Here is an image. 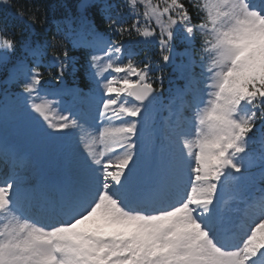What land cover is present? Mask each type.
Returning <instances> with one entry per match:
<instances>
[{
  "label": "rangeland",
  "instance_id": "rangeland-1",
  "mask_svg": "<svg viewBox=\"0 0 264 264\" xmlns=\"http://www.w3.org/2000/svg\"><path fill=\"white\" fill-rule=\"evenodd\" d=\"M174 19L182 26L184 49L175 57V71L183 86L174 87L160 122L162 140L152 134L154 145L145 157L150 162L161 153L166 162L155 187L145 190L153 202L154 194L165 189L151 213L137 212L126 201L137 198L142 189L141 143L134 147L135 156L125 160L114 151L125 135L140 131L136 117L123 116L116 124L101 118L104 93L114 80V59L108 51L96 49L89 60L95 95L74 86L69 102H62L64 89L56 94L50 90L53 95L47 98L33 69L20 71L25 61L0 84L1 153L14 155L9 162L0 159V264H101L91 246L127 239L133 246L142 238L152 244L155 258L171 264H264V201L251 206V200L264 195V144L241 139L244 128L255 124L250 108L255 94L246 85V71L251 64L264 76V0H199L197 25L189 23L181 9ZM83 38L78 35V41ZM196 41L210 44L206 54L194 53ZM62 61L73 68L71 59ZM20 74L22 93L12 88ZM57 82L51 75L46 86L55 88ZM149 102L158 105L155 97ZM7 112L14 114L7 117ZM23 141L30 144L29 154L22 153ZM39 152L44 157L40 166L34 161ZM20 160L22 165H14ZM121 165L130 172L126 186L110 192L105 185L121 184V171L114 169ZM42 170L46 178L39 182ZM26 182L46 186L55 198H66L72 190L75 211L87 203L88 208L73 225L47 230L50 221L44 225L38 213L31 217L32 210L25 206L11 207L10 202L18 207L25 199L18 192ZM238 221L241 229L235 228ZM227 225L231 229L226 231L233 233L230 243L239 237L240 245L217 240V231ZM125 251L121 246L116 252ZM103 252L114 254L108 248Z\"/></svg>",
  "mask_w": 264,
  "mask_h": 264
},
{
  "label": "trees",
  "instance_id": "trees-1",
  "mask_svg": "<svg viewBox=\"0 0 264 264\" xmlns=\"http://www.w3.org/2000/svg\"><path fill=\"white\" fill-rule=\"evenodd\" d=\"M137 1L89 0L82 6L83 0H0V56L6 57L4 61L0 59V83L23 59L28 48L37 42L47 41L46 59H59L67 54L76 65L73 77L69 68L62 70L60 65L54 74H58L65 85L75 82L81 89L90 90L88 49L75 47L72 33L61 23L67 19L74 22L76 18L86 16L91 18L97 31L112 43L114 50L123 53L122 66L114 67V74L119 78L116 87L142 81L149 84L161 104L164 103L174 77L165 56L170 49L179 51L182 43V29L174 19V13L182 8L189 21L197 25L199 0H145L139 8H135ZM54 21H60V24L55 25ZM247 74V87L252 92L263 93L264 76L260 75L256 66L250 65ZM37 77L47 79L48 72L39 67ZM116 87L115 93L118 92ZM254 115L257 121L254 133L264 135V104L255 108ZM139 116L143 120L142 115ZM146 249L145 243L142 252ZM129 250L132 252L134 247ZM143 263V258H138L134 264Z\"/></svg>",
  "mask_w": 264,
  "mask_h": 264
},
{
  "label": "water",
  "instance_id": "water-1",
  "mask_svg": "<svg viewBox=\"0 0 264 264\" xmlns=\"http://www.w3.org/2000/svg\"><path fill=\"white\" fill-rule=\"evenodd\" d=\"M170 60L172 61L173 53L169 55ZM130 95L138 101L145 102L152 96V89L147 86H134L130 90ZM40 158L38 159V161Z\"/></svg>",
  "mask_w": 264,
  "mask_h": 264
},
{
  "label": "bare ground",
  "instance_id": "bare-ground-1",
  "mask_svg": "<svg viewBox=\"0 0 264 264\" xmlns=\"http://www.w3.org/2000/svg\"><path fill=\"white\" fill-rule=\"evenodd\" d=\"M256 198H258V199H260V195L259 196H257ZM258 204V203H257ZM257 204H254L255 206L257 205ZM87 209V208H86ZM86 209L80 214V216H82L83 214H85V212H86ZM235 228H242V222L240 221H238V222H236L235 223ZM243 227H244V225H243ZM222 229H225V227H222ZM237 244H238V242H237ZM241 244V242L238 244V245H240Z\"/></svg>",
  "mask_w": 264,
  "mask_h": 264
}]
</instances>
